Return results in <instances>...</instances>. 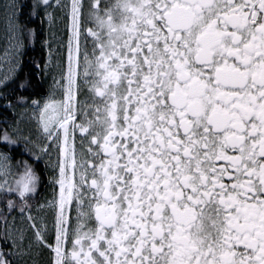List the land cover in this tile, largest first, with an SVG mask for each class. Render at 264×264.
<instances>
[{"label": "snow or ice", "instance_id": "6c2138e0", "mask_svg": "<svg viewBox=\"0 0 264 264\" xmlns=\"http://www.w3.org/2000/svg\"><path fill=\"white\" fill-rule=\"evenodd\" d=\"M56 10L66 62L0 120V264H264V0H0V85Z\"/></svg>", "mask_w": 264, "mask_h": 264}, {"label": "trees", "instance_id": "16d2710c", "mask_svg": "<svg viewBox=\"0 0 264 264\" xmlns=\"http://www.w3.org/2000/svg\"><path fill=\"white\" fill-rule=\"evenodd\" d=\"M29 27L36 29V35L30 39H25V46L23 48V54L20 57V65L15 73L14 79L8 81V86L3 87L0 85V120L13 119V110L7 107L9 101L15 103L16 97L23 94L29 101V109H31V100H42L47 97L49 90L52 86V74L55 68V62H59L56 55L50 50L53 43L45 39V22L41 25L40 19L36 18L35 22L30 24ZM47 41L49 49L46 47ZM6 42L2 36H0V56H4ZM0 66L6 70L9 68L7 63L4 62ZM47 64V68L45 65ZM39 65V67H37ZM23 85V88L21 87ZM17 116H19L21 110L16 109ZM27 120V118H26ZM21 157L17 156V159ZM43 162L39 165V172L44 171ZM44 184H47V176L43 177ZM40 192L39 200L43 201L46 197L51 196V190L41 187L38 189ZM46 256V255H45Z\"/></svg>", "mask_w": 264, "mask_h": 264}, {"label": "flooded vegetation", "instance_id": "af4514ba", "mask_svg": "<svg viewBox=\"0 0 264 264\" xmlns=\"http://www.w3.org/2000/svg\"><path fill=\"white\" fill-rule=\"evenodd\" d=\"M86 2L87 0H85V3ZM62 15L63 14L59 10H56L54 12L55 19L53 24L49 26L48 22L45 21V26H46L45 39L48 41V43L49 42L53 43L50 53L52 54L53 52L56 55V57L59 59V62H55L56 63L55 68H57V70H59V64L61 63V61L66 60V56H67L66 45L68 44V37H69V33L67 31L68 22L65 19H62ZM46 47L49 49L48 44H46ZM57 70L51 75L53 81L57 73L59 74L60 70L58 72ZM45 257L46 258L43 260L38 259L37 264H47V256Z\"/></svg>", "mask_w": 264, "mask_h": 264}, {"label": "rangeland", "instance_id": "374dc122", "mask_svg": "<svg viewBox=\"0 0 264 264\" xmlns=\"http://www.w3.org/2000/svg\"><path fill=\"white\" fill-rule=\"evenodd\" d=\"M6 47V46H5ZM66 50H67V45H66ZM4 56H0V63L1 64H3V62H2V58H3ZM65 62H66V60H65ZM8 67H10L9 65H7ZM8 70H9V68H6V70H4V68L3 67H1L0 66V77H3V75L5 74V73H7L8 72ZM57 69H54L53 70V73L56 71ZM60 70V69H59ZM59 70H57V72L59 71ZM56 72V73H57ZM58 77V73H57V75H56V77L55 78H57ZM53 80H52V86H53ZM31 116V111L29 110V112L26 114V116H25V122L27 123V120H28V117H30ZM26 118H27V120H26ZM34 130V129H33ZM50 198V197H49ZM45 255L47 256V253L46 252H44V253H42V254H40V255H38L37 257H36V260L38 261V259H41V260H43V259H45L46 257H45Z\"/></svg>", "mask_w": 264, "mask_h": 264}]
</instances>
